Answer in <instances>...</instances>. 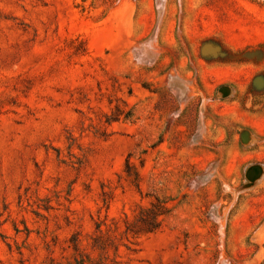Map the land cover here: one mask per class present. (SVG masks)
I'll return each instance as SVG.
<instances>
[{
  "label": "rangeland",
  "instance_id": "374dc122",
  "mask_svg": "<svg viewBox=\"0 0 264 264\" xmlns=\"http://www.w3.org/2000/svg\"><path fill=\"white\" fill-rule=\"evenodd\" d=\"M0 264H264V0H0Z\"/></svg>",
  "mask_w": 264,
  "mask_h": 264
},
{
  "label": "trees",
  "instance_id": "16d2710c",
  "mask_svg": "<svg viewBox=\"0 0 264 264\" xmlns=\"http://www.w3.org/2000/svg\"><path fill=\"white\" fill-rule=\"evenodd\" d=\"M132 167L129 160L126 161V168ZM127 170V171H128ZM170 212V207H168L163 202H153L150 207L142 208L138 216L137 222L134 226L127 227V231H132L134 233H152L159 229L162 222V216H166Z\"/></svg>",
  "mask_w": 264,
  "mask_h": 264
},
{
  "label": "water",
  "instance_id": "95a60500",
  "mask_svg": "<svg viewBox=\"0 0 264 264\" xmlns=\"http://www.w3.org/2000/svg\"><path fill=\"white\" fill-rule=\"evenodd\" d=\"M212 49H213L212 46L207 44L203 47L202 52L206 54V53L210 52Z\"/></svg>",
  "mask_w": 264,
  "mask_h": 264
}]
</instances>
